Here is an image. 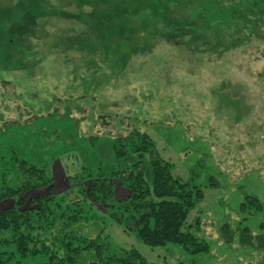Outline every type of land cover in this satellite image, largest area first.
Here are the masks:
<instances>
[{"label": "rangeland", "instance_id": "rangeland-1", "mask_svg": "<svg viewBox=\"0 0 264 264\" xmlns=\"http://www.w3.org/2000/svg\"><path fill=\"white\" fill-rule=\"evenodd\" d=\"M257 4L0 0V155L45 167L62 195L83 168L124 169L133 159L116 161L111 141L145 134L174 177L202 189L183 230L207 252L150 248L99 208L103 224L81 233L101 230L151 264H264V13H242ZM196 21L209 28L191 33Z\"/></svg>", "mask_w": 264, "mask_h": 264}, {"label": "trees", "instance_id": "trees-1", "mask_svg": "<svg viewBox=\"0 0 264 264\" xmlns=\"http://www.w3.org/2000/svg\"><path fill=\"white\" fill-rule=\"evenodd\" d=\"M257 1L256 10L244 8L242 13H264V0ZM242 22L252 26L250 20ZM221 24L228 29L239 25L233 20ZM208 28L209 24L196 21L189 30L198 33ZM111 149L116 161L133 160L107 175L83 168L66 180L70 188L62 195L45 167L29 164L13 151L0 155V203L12 201L0 210V264H151L135 249L112 244L101 230L95 237L82 234L81 224L104 222L94 208L150 248L175 244L189 253L207 252L204 242L183 230L189 212L204 197L202 189L174 177L171 165L160 158L145 134L115 138ZM117 185L127 192L126 198L117 200ZM34 192L40 194L29 197ZM70 193L75 200H68ZM245 200L260 208L256 199Z\"/></svg>", "mask_w": 264, "mask_h": 264}]
</instances>
